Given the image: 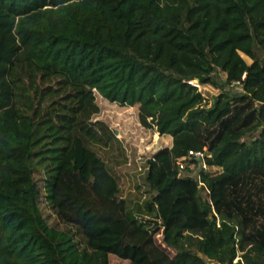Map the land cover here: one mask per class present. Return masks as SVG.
<instances>
[{"label":"trees","instance_id":"trees-1","mask_svg":"<svg viewBox=\"0 0 264 264\" xmlns=\"http://www.w3.org/2000/svg\"><path fill=\"white\" fill-rule=\"evenodd\" d=\"M97 92L172 136L135 206ZM0 264H264V0H0Z\"/></svg>","mask_w":264,"mask_h":264},{"label":"rangeland","instance_id":"rangeland-1","mask_svg":"<svg viewBox=\"0 0 264 264\" xmlns=\"http://www.w3.org/2000/svg\"><path fill=\"white\" fill-rule=\"evenodd\" d=\"M242 55L248 63L252 62L248 55L244 53ZM216 75L219 82L223 84L226 80V74L219 72ZM197 84V91L202 90L203 101L208 106L211 105L220 88L211 81ZM96 101L100 105L101 111L95 115V119H103L113 128L118 129V136L127 145L129 159L119 171L122 178V195L127 199L130 206H135L134 204L140 203L146 195L144 192L146 190L143 173L144 161L159 148L171 146L172 136L161 135L157 131L143 127L138 117L139 105L123 106L116 102H110L98 92ZM139 156L142 159L139 160ZM130 159L131 163H129ZM216 169L213 167V170Z\"/></svg>","mask_w":264,"mask_h":264},{"label":"built area","instance_id":"built-area-1","mask_svg":"<svg viewBox=\"0 0 264 264\" xmlns=\"http://www.w3.org/2000/svg\"><path fill=\"white\" fill-rule=\"evenodd\" d=\"M191 83L198 86L197 83L199 82L196 83V81H191ZM210 156L211 152L209 151V148L205 146L202 149H190L187 155L176 159V164L179 166L180 173L195 177L198 181V186L203 189L202 193L204 197L208 199H210V188L206 184L204 175L209 171H212L214 167L207 161ZM138 159L140 160L142 157L139 156ZM129 163H131V159ZM238 259L239 257H237L235 261Z\"/></svg>","mask_w":264,"mask_h":264},{"label":"water","instance_id":"water-1","mask_svg":"<svg viewBox=\"0 0 264 264\" xmlns=\"http://www.w3.org/2000/svg\"><path fill=\"white\" fill-rule=\"evenodd\" d=\"M116 133L118 134L119 133V130L118 129H115Z\"/></svg>","mask_w":264,"mask_h":264}]
</instances>
